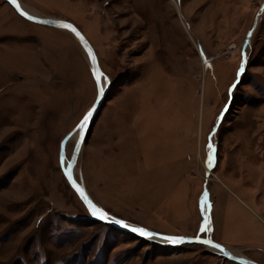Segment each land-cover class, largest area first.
<instances>
[{"label":"rangeland","instance_id":"obj_1","mask_svg":"<svg viewBox=\"0 0 264 264\" xmlns=\"http://www.w3.org/2000/svg\"><path fill=\"white\" fill-rule=\"evenodd\" d=\"M18 1L79 28L107 77L74 172L94 202L264 264V0ZM97 97L77 39L0 0V264H237L91 218L63 159Z\"/></svg>","mask_w":264,"mask_h":264},{"label":"water","instance_id":"obj_2","mask_svg":"<svg viewBox=\"0 0 264 264\" xmlns=\"http://www.w3.org/2000/svg\"><path fill=\"white\" fill-rule=\"evenodd\" d=\"M8 3L12 6V8L20 15V12H25L24 10H22L21 8L19 9V11L17 10V8L15 7V5H13L11 3V0H7ZM18 2V1H17ZM27 13V12H26ZM28 16H32L34 19L32 20H29L27 19L26 16H22L24 17L25 19L29 20V21H32L34 23H38V24H41V25H45V26H50V27H54V28H58V29H63V30H67L68 32H71L74 37L78 40V42L80 43V45L83 47L84 51L86 52L87 56H88V59H89V63H90V66H91V71H92V76L96 82V79L94 77V74H93V69L94 68H97L100 72V66H99V63H98V58H97V55H96V52L92 46V44L89 42V40L86 38V36L80 31L79 28H77L74 24H72L71 22H68V21H65V20H60V19H49V18H40V17H36L32 14H29L27 13ZM61 24H69L72 26V28H74L76 31L73 32L71 31L70 29L68 28H63V27H60ZM76 33H79V36L76 35ZM89 49L91 50V53L92 55L95 56L96 58V62L95 64H93V61L89 55ZM102 78L101 77V83H100V87H103V84H102ZM97 84V82H96ZM97 91H98V97H97V101L96 103L94 104V106L90 109V111L92 112V116L91 118L89 119L86 127L83 128V130L81 131L80 133V136L78 138V140L76 141V146H75V149H74V152H73V155L71 157V159L69 160V163H68V166L67 168L64 169V173H65V178L66 180L68 181L69 185L71 186V188L74 190V192L78 195V197L80 198V200L82 201V203L84 204L85 208L87 209L89 215L91 216V218H93L95 221H97L98 223H102V224H106V225H109V226H112L114 227L115 229L119 230V231H122V232H125L127 234H132L136 237H141V238H144V239H148V240H152V241H155L157 243H160V244H167L168 246L170 247H183V246H186V245H195V246H202V247H205V248H209V249H214V250H217V251H220L222 254H220L224 259H227L229 261H232V262H235L237 264H259L255 261H252L246 257H240V256H237V255H234L232 253H230V251L228 250L227 247L217 243V242H214L212 240H209V239H206V238H203V237H200V236H197V237H179V236H170V235H165V234H160V233H156V232H153L149 229H146V228H143V227H139V226H135V225H131V224H128V223H125L128 225L127 228L123 227L121 224H117V223H111L109 221H104V220H100L98 219L97 217L93 216L91 213H90V210L86 204V202L84 201V199L81 197L80 193L76 190L77 187L81 188L84 192V194L87 196V198L93 203L95 204L97 207H99L95 202L94 200L92 199V197L88 194L87 190L85 189L84 185H83V180L82 178L80 179V182H78L77 180L74 179V169H75V166H76V163L78 161V158H79V155H80V152H81V149H82V146H83V143H84V140H85V137L87 135V133L89 132V130H91L97 120V118L99 117L100 115V112L105 104V102L107 101V90L104 89L103 93H101L99 91V88L97 86ZM89 111V112H90ZM72 136V134H71ZM70 137V135H69ZM65 139L64 141V144L67 142L68 138ZM62 146V150H61V157L63 159V155H64V148L65 146ZM70 170L71 172V180H69L68 176L66 175V172H68ZM75 185V186H74ZM100 208V207H99ZM110 219H113V220H118L110 215H108ZM132 228H142L148 232H151L153 233L154 235L149 238V237H146V236H141L139 235V233L137 232H133L131 229ZM165 237H169V238H173L175 239L177 242H173L172 239H165ZM211 241L210 244H205V243H201V241ZM213 245H219V248H216V247H213ZM216 254L219 255L218 252H214Z\"/></svg>","mask_w":264,"mask_h":264},{"label":"snow or ice","instance_id":"obj_3","mask_svg":"<svg viewBox=\"0 0 264 264\" xmlns=\"http://www.w3.org/2000/svg\"><path fill=\"white\" fill-rule=\"evenodd\" d=\"M11 3H12L13 5H15V7L17 8V10L19 11L20 6H19V4H17V0H11ZM20 14H21L22 16H26L27 19H29V20L34 19L32 16H28L26 12H22V11H21ZM60 27L68 28V29H70V30L73 31V32L76 31V30H75L74 28H72V26L69 25V24H61ZM76 35L79 36V33H76ZM250 35H251V34H250ZM89 55H90V57H91V59H92V61H93V64H95V62H96V58H95L94 55H92L90 49H89ZM242 71H243V65L241 66V72H242ZM93 74H94V77H95V79H96V82H97V86H98V88H99V91H100L101 93H103L104 89H103L102 87H100V83H101V77H102L104 74H103L102 72H100L97 68H94V69H93ZM104 80L107 81V77H104ZM233 87H236V85H233ZM91 116H92V112H91V111L88 112V113L84 116L83 120L81 121V124L78 126V127L81 129V131L83 130L84 127H86V125H87L89 119L91 118ZM209 148H210V150H211L212 146L209 145ZM209 166H211V157L209 158ZM66 175L68 176L69 180H71V172H70V170H69L68 172H66ZM74 186H75V185H74ZM76 190L80 193L81 197H82V198L84 199V201L86 202V204H87V206H88V208H89V210H90V213H91L93 216L97 217V218L100 219V220L109 221V222H111V223L121 224V225H122L123 227H125V228L128 227V225L125 224L123 221L110 219L109 216H108V213L105 212L104 210H102L101 208L97 207L95 204H93V203L87 198V196L84 194V192H83V190H82L81 188L77 187ZM131 230H132L133 232H137V233H139V235H141V236H146V237H149V238H151V237L154 235L153 233L148 232V231H146V230H144V229H142V228H132ZM201 230H202V231L209 230V229H208V226H207V221L205 222V224H204V226H203V228H202ZM165 239H172L173 242H177V241H176L175 239H173V238L165 237ZM201 243L210 244L211 241H207V240H205V241H201ZM213 247L219 248V245H213Z\"/></svg>","mask_w":264,"mask_h":264},{"label":"bare ground","instance_id":"obj_4","mask_svg":"<svg viewBox=\"0 0 264 264\" xmlns=\"http://www.w3.org/2000/svg\"><path fill=\"white\" fill-rule=\"evenodd\" d=\"M17 1H18V0H17ZM17 4H19V6H20V8H21L22 10H24L25 12H27V13H29V14H32V15H34V16H36V17H40V18H49V17H45V16L40 15V14L38 13V11H36L34 8H32V7H30V6L26 5V4H24V3H22V2L19 3V1H18ZM49 19H55V18H49ZM47 27H50V26H47ZM51 28H54V27H51ZM55 29H58V28H55ZM58 30L68 32L67 30H63V29H58ZM68 33H69V32H68ZM70 34H72V33L70 32ZM72 36H74V35L72 34ZM77 41H78V40H77ZM234 47H235V46H234ZM85 53H86V52H85ZM86 55H87V54H86ZM87 59H88V56H87ZM88 60H89V59H88ZM102 84H103L104 89H106V88H105V80H104V78H102ZM89 131H90V130H89ZM74 133H75L74 135L72 134V135H73V139L78 140V138H79V136H80V133H81V129L78 128ZM71 137H72V136H71ZM63 157H64V155H63ZM68 163H69L68 160L63 159V167H64V169L67 168ZM74 172H75V169H74ZM74 179H75V177H74ZM75 180H76V179H75ZM206 249L209 250V251H212V252H215V251H216V252L219 253V255L222 254L220 251H217V250H214V249H209V248H206ZM228 250H229V249H228ZM230 253H232V254H234V255H237V256L242 255L241 252L234 251V250H230ZM215 254H216V253H215ZM240 257H244V256H240Z\"/></svg>","mask_w":264,"mask_h":264}]
</instances>
